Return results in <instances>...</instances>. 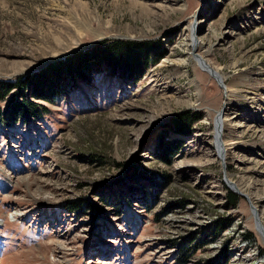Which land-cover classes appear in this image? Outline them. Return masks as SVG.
<instances>
[{"label":"rangeland","instance_id":"1","mask_svg":"<svg viewBox=\"0 0 264 264\" xmlns=\"http://www.w3.org/2000/svg\"><path fill=\"white\" fill-rule=\"evenodd\" d=\"M107 40L166 52L20 90L47 113L0 125V264H264V0H0V112Z\"/></svg>","mask_w":264,"mask_h":264},{"label":"trees","instance_id":"2","mask_svg":"<svg viewBox=\"0 0 264 264\" xmlns=\"http://www.w3.org/2000/svg\"><path fill=\"white\" fill-rule=\"evenodd\" d=\"M158 47V48H156ZM162 47V48H161ZM159 46L156 43L147 42V41H129V40H112V41H100L92 46L85 48L78 52H72L70 54H81L76 57H69L67 61L63 60L60 64H55L52 70H48L46 73H42L41 75H45L48 73V76H53L54 79H50V81H42L40 76L39 80L41 83L44 84V87L49 88L48 86L51 84V90H47L45 88L42 89L36 87L35 83H37L35 77H30L22 79H17L15 82H5L3 88L5 91H9L10 89H17L22 98L21 103L14 104V112H10L11 115L9 118L8 116L4 115V113L0 112V125L8 126L10 123H13L14 119H28L30 118L33 121L39 120L44 114L47 113V109L40 104L34 103L30 99H26L23 96L22 90H26L27 86L32 83V89L35 91L34 94L30 93L31 98L41 100L48 103H53L55 96L58 94L60 90V83L61 81H54L55 79L59 78L60 74L63 73L67 68L71 70L81 71L80 73L84 72L85 68L90 67L89 65H107V66H122L126 70H132L133 74H137L142 71L144 68H147L149 65L156 64L165 54V49L163 46ZM70 64L69 66H63V64ZM68 66V67H67ZM66 67L65 70H63ZM69 71V70H68ZM72 76L74 74L72 73ZM35 79V80H33ZM21 80V82H20ZM27 80V82H26ZM58 81V82H57ZM23 82V83H22ZM22 83V84H21ZM34 83V84H33ZM37 92V93H36ZM0 95H2L0 93ZM48 95V96H47ZM16 113V114H15ZM15 116V118H13ZM186 121V122H185ZM178 119L176 122V126L179 127V131H184L186 127H189V123L192 120H185ZM185 127V128H184ZM185 133V131H184ZM127 199V198H126ZM227 200L229 201L230 205H235L236 196L232 193L228 194Z\"/></svg>","mask_w":264,"mask_h":264},{"label":"bare ground","instance_id":"3","mask_svg":"<svg viewBox=\"0 0 264 264\" xmlns=\"http://www.w3.org/2000/svg\"><path fill=\"white\" fill-rule=\"evenodd\" d=\"M195 44V43H194ZM194 44H192L193 45V48L194 49H196L195 48V45ZM200 61H199V64H200V66H201V68L202 69H204V68H206L207 67V69H205L209 74H211V76H213L214 75V77H216V78H218L219 79V81H220V83L222 84V88H223V90H224V85H223V83H222V79H221V77L217 74V75H215L214 73H215V71L208 65V64H206L203 60H201V59H199ZM201 63H203V64H201ZM210 71H212L213 72V75H212V72H210ZM223 129H224V123H223V121L221 120V122H220V119L219 120H217V122H216V135H217V138H218V142H219V146L221 147V148H219L218 149V155H219V159H223L226 155H225V153L223 152V145H220V136H222V133H223ZM217 142V143H218ZM256 215V214H255ZM261 232H262V234H263V236H264V230L263 229H261Z\"/></svg>","mask_w":264,"mask_h":264},{"label":"water","instance_id":"4","mask_svg":"<svg viewBox=\"0 0 264 264\" xmlns=\"http://www.w3.org/2000/svg\"><path fill=\"white\" fill-rule=\"evenodd\" d=\"M201 64H203V63H201ZM212 75H213V73H212ZM213 77H214V75H213ZM214 79L216 80V82L222 87V84L220 83V81H219V79L218 78H216V77H214ZM221 115H222V113L220 112V113H218V119H220L221 118Z\"/></svg>","mask_w":264,"mask_h":264}]
</instances>
